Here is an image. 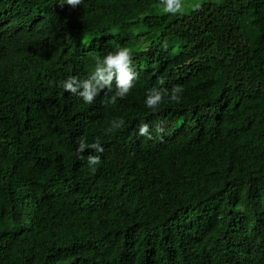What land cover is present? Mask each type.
I'll return each instance as SVG.
<instances>
[{"label": "trees", "instance_id": "16d2710c", "mask_svg": "<svg viewBox=\"0 0 264 264\" xmlns=\"http://www.w3.org/2000/svg\"><path fill=\"white\" fill-rule=\"evenodd\" d=\"M61 2L0 0V264H264V0ZM120 47L137 79L114 105L57 86Z\"/></svg>", "mask_w": 264, "mask_h": 264}, {"label": "clouds", "instance_id": "9594fccd", "mask_svg": "<svg viewBox=\"0 0 264 264\" xmlns=\"http://www.w3.org/2000/svg\"><path fill=\"white\" fill-rule=\"evenodd\" d=\"M82 0H62L60 6L64 4L73 8L81 5ZM159 6L163 14L168 15H184L186 14L184 8V0H159ZM202 7L196 4L191 11H201ZM167 46L166 44L164 45ZM94 67L90 74L84 80H79L75 76H70L67 79L59 81L57 86L64 91L70 92L80 97L85 104H93L98 96L103 93L101 101L104 105L117 102V99L125 98L133 88L134 81L137 79V73L133 68V54L127 47H120L113 52H108L103 57L94 56ZM164 83L163 80L160 82ZM183 88L179 85H174L171 90L167 88L153 87L147 91L144 100L145 106L148 109L155 111L159 106L165 102V97L168 101L180 103ZM125 125L123 118L113 119L104 129L105 135H111L121 130ZM165 132L163 123L157 124L155 133L160 135ZM137 135L152 139L149 125L143 123L139 126ZM162 138V135H161ZM86 149H91L94 153H103L104 148L101 145L100 138L97 137L94 142L88 144L84 138L78 141L77 152L83 154ZM88 165L94 172L97 165L101 163L100 155H89L87 157Z\"/></svg>", "mask_w": 264, "mask_h": 264}]
</instances>
